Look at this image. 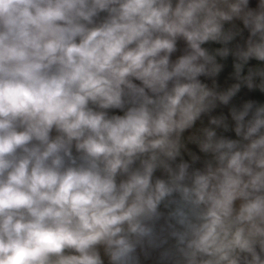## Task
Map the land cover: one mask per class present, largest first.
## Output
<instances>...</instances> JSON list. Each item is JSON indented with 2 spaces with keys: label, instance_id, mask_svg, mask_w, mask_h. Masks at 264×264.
Instances as JSON below:
<instances>
[{
  "label": "clouds",
  "instance_id": "obj_1",
  "mask_svg": "<svg viewBox=\"0 0 264 264\" xmlns=\"http://www.w3.org/2000/svg\"><path fill=\"white\" fill-rule=\"evenodd\" d=\"M249 3L0 0V264H145L160 249V264H264V103L232 104L264 94V69L243 74L264 61V0ZM234 18L250 36L217 91ZM230 104L189 137L203 169L173 166L185 130Z\"/></svg>",
  "mask_w": 264,
  "mask_h": 264
},
{
  "label": "crops",
  "instance_id": "obj_2",
  "mask_svg": "<svg viewBox=\"0 0 264 264\" xmlns=\"http://www.w3.org/2000/svg\"><path fill=\"white\" fill-rule=\"evenodd\" d=\"M257 4H258V0H250L249 7L256 8ZM105 15L106 13H101V17ZM224 30L225 31L232 30L236 32L237 35L231 42H229L228 45H226L231 50L229 56L225 59L217 57V62L224 65L223 71L219 74V76L214 78L217 84L219 85V87L217 88V91L225 90L232 83L236 82L234 78L230 77V73L234 71L232 65L234 62H236V57L232 55L231 53L235 52L237 48L246 49L247 40L250 36V32L247 28L244 27L243 21L240 19H236V18H234L233 21L231 22H225ZM202 47L206 48L210 54H214L216 49L225 47V45L218 43V42L210 41L202 45ZM177 49H178L177 52L173 53L171 57L173 61H175V59H177L180 55L184 53V50L186 49V43L183 40H179L177 42ZM250 67L253 69H256V68L264 69V61H257L254 58L250 59L248 64L245 65L243 74L246 75L248 68ZM134 82L137 84L140 83L139 81H134ZM207 85L209 87L213 86V78L210 79ZM249 98L255 99L259 103H264V94H261L258 90L249 92L246 88L242 87L241 92L237 95L236 98H234V100L232 101V104L236 105L237 107H240L242 104V101L249 99ZM232 104H230L229 106L218 105V107L215 110H213L212 113L202 114L201 118L195 122L192 128L185 130V132L182 134V142L185 144V148L181 150V156L177 158L173 166H175V164L179 163L181 159H183L184 161H187L191 164L190 171L194 169H201V170L203 169L205 161L211 159V155L201 153L199 151L198 145L190 141L189 137L193 135L201 136L202 135L201 129L204 127L210 126L208 124L209 115H220V114L228 115V108L231 107ZM108 113L109 115H123V112L119 109H110L108 110ZM229 123L230 124L234 123L231 121L230 116H229ZM217 134L224 135L227 138H231V139H238L235 136V133L233 131L224 133L223 130L218 129ZM53 135H55V132H53ZM188 152L195 153L196 155L200 157V159L196 161L195 163H192L191 157L188 155ZM74 154H75V150H74ZM154 176L164 178V173L162 172V170H157ZM236 205L237 206L239 205V201L236 202ZM161 212L164 213V215L156 223L155 230L161 239H165L168 237V233L170 231L169 221L167 219L168 209L162 206ZM173 244H174V241L172 239H168V243L164 245V248H171ZM162 250L163 249L153 251L151 258L148 261H146L145 264H160L159 254H160V251ZM101 254L103 256L102 248H101ZM105 264H107L106 258H105Z\"/></svg>",
  "mask_w": 264,
  "mask_h": 264
},
{
  "label": "built area",
  "instance_id": "obj_3",
  "mask_svg": "<svg viewBox=\"0 0 264 264\" xmlns=\"http://www.w3.org/2000/svg\"><path fill=\"white\" fill-rule=\"evenodd\" d=\"M199 79L201 80L202 83L208 84L211 78L205 77V76H201V77H199Z\"/></svg>",
  "mask_w": 264,
  "mask_h": 264
}]
</instances>
